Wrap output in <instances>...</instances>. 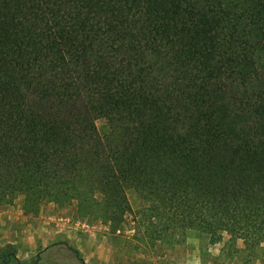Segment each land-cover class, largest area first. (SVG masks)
I'll list each match as a JSON object with an SVG mask.
<instances>
[{
  "label": "trees",
  "instance_id": "1",
  "mask_svg": "<svg viewBox=\"0 0 264 264\" xmlns=\"http://www.w3.org/2000/svg\"><path fill=\"white\" fill-rule=\"evenodd\" d=\"M17 195L264 248V0H0V205Z\"/></svg>",
  "mask_w": 264,
  "mask_h": 264
},
{
  "label": "rangeland",
  "instance_id": "2",
  "mask_svg": "<svg viewBox=\"0 0 264 264\" xmlns=\"http://www.w3.org/2000/svg\"><path fill=\"white\" fill-rule=\"evenodd\" d=\"M96 125L101 136L109 132L106 119L99 118ZM128 196L133 209L136 210L140 204L137 195L130 191ZM18 210L30 218L28 222L35 229L45 227L46 233L52 232L61 236L50 238L48 245L39 247L35 251L36 255L28 261H23L25 263H33L40 257L37 264H82L67 247L76 248L62 237L71 235L94 238L99 233L100 238L104 239V249H109L105 242L109 238L120 239L127 245L123 251L128 257L124 259V264H264V248H249L244 240L234 239L229 231L223 232L221 239L213 243L210 236L203 235L198 229L187 228L176 244L162 246L146 240L143 232L138 231L133 223L113 232L101 221L81 218L74 207L58 208L51 203L41 206L37 213H26L22 195H17L12 204L0 205V253L6 250L9 244L13 245L12 240L15 241L8 219H15ZM128 220H131V216ZM12 229H15V226H12ZM21 236L25 237V234ZM20 240L22 239L17 238V244L13 245L16 253L20 249ZM117 252L120 253V247Z\"/></svg>",
  "mask_w": 264,
  "mask_h": 264
},
{
  "label": "crops",
  "instance_id": "3",
  "mask_svg": "<svg viewBox=\"0 0 264 264\" xmlns=\"http://www.w3.org/2000/svg\"><path fill=\"white\" fill-rule=\"evenodd\" d=\"M19 212H21V210L16 211L15 214L17 216L15 219L12 217L8 219L11 235L13 239H15V241L12 240L11 244H17V238L22 239L20 240V249L17 250V257L21 261H28L31 257L36 255L35 251L39 247H46L48 245L50 238H59L61 236L52 232L46 233L47 230H45V227L35 229L34 226L30 225L28 222L30 218L25 216L24 213L22 214ZM10 215L13 216L12 213H10ZM12 226H15V229H12ZM22 234H25V237H22ZM30 234L32 235L29 236ZM62 239L67 240L70 245L79 251L83 262L82 264H124V259L128 258L123 252L127 245L117 238H109L105 241L109 249H104V239L100 238L99 233L94 238L66 235L62 237ZM118 247H120V253L117 252Z\"/></svg>",
  "mask_w": 264,
  "mask_h": 264
}]
</instances>
